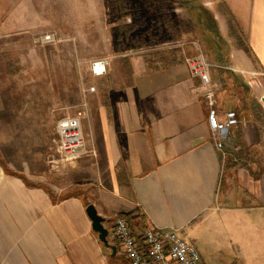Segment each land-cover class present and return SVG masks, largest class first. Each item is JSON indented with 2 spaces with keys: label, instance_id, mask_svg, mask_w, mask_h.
Segmentation results:
<instances>
[{
  "label": "crops",
  "instance_id": "crops-1",
  "mask_svg": "<svg viewBox=\"0 0 264 264\" xmlns=\"http://www.w3.org/2000/svg\"><path fill=\"white\" fill-rule=\"evenodd\" d=\"M198 3L216 21L212 42L124 49L106 73L93 74L81 120L93 153L66 164L42 148L24 158L22 130L0 124V264H131L109 234L115 253L99 239L89 204L110 234L122 216L137 235L177 228L186 238L226 232V217L237 223L240 211L264 209V0ZM199 50L210 63L219 118L227 110L239 117L225 151L186 61Z\"/></svg>",
  "mask_w": 264,
  "mask_h": 264
},
{
  "label": "rangeland",
  "instance_id": "rangeland-1",
  "mask_svg": "<svg viewBox=\"0 0 264 264\" xmlns=\"http://www.w3.org/2000/svg\"><path fill=\"white\" fill-rule=\"evenodd\" d=\"M198 2L0 0L6 7L0 20V124L22 130L23 157L37 155L38 148L55 153L58 121L83 108L85 91L92 86L93 59L124 49L185 50L195 40L208 42L210 35L192 20ZM153 19L160 20L159 40L140 47L127 43L128 25L139 21L140 28ZM49 33L54 40L44 41ZM239 213L237 223L225 218L226 232L187 235L204 264H264V209ZM216 219L222 227L223 218Z\"/></svg>",
  "mask_w": 264,
  "mask_h": 264
},
{
  "label": "built area",
  "instance_id": "built-area-1",
  "mask_svg": "<svg viewBox=\"0 0 264 264\" xmlns=\"http://www.w3.org/2000/svg\"><path fill=\"white\" fill-rule=\"evenodd\" d=\"M44 41L54 40L53 34H47ZM112 56H101L93 59L90 64L91 73L104 74L108 71ZM186 61L192 71L201 81V88L208 106L207 121L213 134L216 147L225 151L232 143V129L239 124L235 110L224 112V119L219 118L216 106V89L210 76V63L201 50ZM94 86L88 91H93ZM86 96V95H85ZM83 108L74 115H65L57 124L54 140L55 152L61 162L71 163L86 154L93 153L85 149V137L81 129V120L85 116L86 102ZM109 237L118 242L123 255L131 264H204L195 243L183 237L177 228L147 227L137 235L128 220L118 216Z\"/></svg>",
  "mask_w": 264,
  "mask_h": 264
},
{
  "label": "trees",
  "instance_id": "trees-1",
  "mask_svg": "<svg viewBox=\"0 0 264 264\" xmlns=\"http://www.w3.org/2000/svg\"><path fill=\"white\" fill-rule=\"evenodd\" d=\"M182 3H188L193 0H180ZM193 5V4H192ZM196 5V6H195ZM193 7L196 10V17L195 14L193 16V21L196 23V25L202 30L204 33H208L210 30L214 31V27H216V21L214 19V16L209 12L207 8L200 4H195ZM155 15H157L155 13ZM139 21H136L135 24L128 25V31H127V43L132 44V47H140L143 45L151 44L152 42L159 40V36L161 35V28L160 26V20L153 19L150 23L149 20H144V22L141 24V27L139 28ZM136 29H140L141 32H136L134 34V31ZM210 42L211 41V35H210Z\"/></svg>",
  "mask_w": 264,
  "mask_h": 264
},
{
  "label": "water",
  "instance_id": "water-1",
  "mask_svg": "<svg viewBox=\"0 0 264 264\" xmlns=\"http://www.w3.org/2000/svg\"><path fill=\"white\" fill-rule=\"evenodd\" d=\"M86 211L90 219L92 220V227L98 233L99 239L103 244L111 248L113 252L116 251V246L111 244L108 239L109 229L104 225L106 219L98 213V210L94 204H89L86 207Z\"/></svg>",
  "mask_w": 264,
  "mask_h": 264
},
{
  "label": "bare ground",
  "instance_id": "bare-ground-1",
  "mask_svg": "<svg viewBox=\"0 0 264 264\" xmlns=\"http://www.w3.org/2000/svg\"><path fill=\"white\" fill-rule=\"evenodd\" d=\"M65 163V162H64ZM66 164V163H65Z\"/></svg>",
  "mask_w": 264,
  "mask_h": 264
}]
</instances>
